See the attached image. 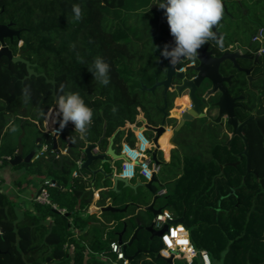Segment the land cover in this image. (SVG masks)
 Instances as JSON below:
<instances>
[{
  "label": "trees",
  "instance_id": "trees-1",
  "mask_svg": "<svg viewBox=\"0 0 264 264\" xmlns=\"http://www.w3.org/2000/svg\"><path fill=\"white\" fill-rule=\"evenodd\" d=\"M246 1L249 7L264 4V0H223L226 11L216 26L223 36V47L236 36L238 44H245L234 30L242 31V25L250 24V19L243 13L244 24L235 28L233 10L242 9ZM151 2L0 0V23L19 32L12 40L5 38L6 44L13 54L21 49V57L37 73L26 76L23 62L8 63L0 55V160L8 162L3 157L15 155L18 136L23 132L22 155L46 145L38 158L26 164V173L56 180V185L48 188L50 203L35 202L36 213L24 211L21 218L14 203L0 191V264H120L108 251L109 242L117 240L122 229L121 238L127 241L137 226L136 218L143 216L140 218L147 221L151 217L135 205H147L150 195L148 199L145 194L136 196L129 186H122L118 193L110 191V204L119 209L126 206L125 210L90 212L92 190L88 179L72 175L81 170L76 161L83 157L84 140L68 124L55 135L53 147L54 134L42 129L44 115L48 129L55 125L52 113L57 107L51 106L57 104L61 85L64 92L79 93L93 110L92 124L84 135L89 142L97 141L105 124V134H113V145L118 151L122 141L132 142L131 130L123 128L124 122L138 124L139 112L147 125H159L163 87L148 91L141 85L149 87L160 77L155 53H160L171 35L164 10L149 7ZM73 5L81 7L80 20L74 19ZM259 8L264 11V7ZM133 17L140 21L132 23ZM158 19L162 20L160 24ZM258 23H262L261 19ZM144 46L150 51L145 64ZM97 57L110 65L107 86L89 71ZM219 70L225 75L232 73L227 85L229 94L243 96L235 100L233 108L238 120L260 116L242 127L247 159L241 153L244 144L240 137L234 136L226 144L230 132L227 124L198 117L182 125L169 161L159 163L167 179L162 208L175 218L183 216L192 244L209 253L211 264H264V78L257 77L248 87L244 74L232 69L229 61H224ZM253 70L263 71L264 59ZM26 87L30 91L27 102L22 91ZM174 97L175 93L167 92V108L172 106ZM169 119L172 123L167 124H176L175 118ZM146 131L152 134L150 129ZM105 143L102 139L99 148L104 149ZM64 147L67 152L61 153ZM137 248L153 252L144 230L138 231L137 239L126 252L132 254ZM143 253L140 251L130 264H184L168 263L156 256L143 259ZM192 264L201 262L197 258Z\"/></svg>",
  "mask_w": 264,
  "mask_h": 264
},
{
  "label": "water",
  "instance_id": "water-1",
  "mask_svg": "<svg viewBox=\"0 0 264 264\" xmlns=\"http://www.w3.org/2000/svg\"><path fill=\"white\" fill-rule=\"evenodd\" d=\"M224 11H226L225 8ZM167 29L170 30L169 27ZM213 31H216L217 35L219 34L218 31L216 30V27L213 29ZM18 33H19L18 30L11 28L8 24L0 23V55H4L7 58L8 63L15 61L23 62L25 64L27 71L26 76L37 75L34 69L29 65V62L21 57L22 50L18 49L17 53L13 54L5 42V38L12 40L13 36H18ZM173 43L174 41L167 42V44H173ZM198 51L199 54L195 58L197 60L196 65L185 66L183 70H177V66L179 65V63L175 66H172L169 64V61L167 59H164L160 55V53L156 52L155 54L157 55L159 69L162 72L161 76L159 78H156L154 83L149 87H146L145 85H141V89H145L148 91H153L157 86L163 87L164 105L160 107V111L162 112L161 121L157 126H150L146 124V128L154 132V136L152 138L154 147L151 151V158L157 163H158V160L156 159V153L158 150L157 139L161 135V133L167 128L166 126L167 124L165 121L167 120L168 116H167V112L165 111V99L168 91L169 92L174 91L177 96L186 94L189 102V106L186 107V109H184L183 111H181L176 124L170 129L171 144H174L173 138L175 137L177 131L181 128L182 125L189 124L193 119L204 116V112L202 111V106L213 107L216 109V116L212 119H207L206 122L213 121L221 125H223L224 123L227 124L230 127V133L226 141V144H228L229 141L234 136L240 137L244 144L241 153L245 154L247 159V144L245 137L242 134V127L248 120L253 119L257 121L260 118V116L250 115L242 121L238 120V118L234 114L233 108L236 104L235 100L241 99L243 98V96L237 95L233 97L229 94L227 90V85L231 82L232 75L231 74L222 75L219 70L220 63H222L223 61H229L233 67H235L238 70H242L246 74L248 83L250 84V81L253 78L249 74L250 68H242L237 62V60L243 56L240 53L241 51L244 52L245 48H241L240 51L237 49H232V45L227 46L224 49H222L221 53L218 56L212 55V50H207L204 46L200 48ZM40 75L43 74L40 73ZM46 81L53 82L51 79H46ZM202 90L203 93L201 95H198V93H200ZM208 97H215V100L208 102L207 101ZM22 135L23 132H21L18 136L17 151L15 155L9 160L11 164H19L21 162L27 164L35 151V149H32L22 157V144H21ZM81 137L84 140L85 144L81 150L83 157L80 163L78 164V167L90 173L91 181H93L95 179V176L98 173H100L103 179L109 178L112 180L113 189L116 188V184L119 181L122 182L123 185L132 188L134 190V193H136L137 186H143L145 189L149 190V192L154 194V191L151 188V183L158 181L156 176H153L150 180L144 183L136 182L135 184H131L127 178H123L114 174L115 168H113L112 166L113 162L115 160H120L121 158H123V155L120 153H116L112 148L113 136H110L108 138V144L104 151L95 150L101 143L102 139H106L105 124H103V131L96 142L87 141L84 135ZM54 145H55V135L53 137V147ZM241 153H238L237 155L241 156ZM95 160L99 161V166L96 168H92L91 164ZM105 164L111 165L112 168L109 171H106L104 169ZM232 164L234 165L236 164V162H233ZM156 198L157 195L154 194L151 203L145 206H140L138 203H135V205L137 206V208H142L146 210L150 214V216L153 217L161 210V208L156 209L153 206ZM125 209L126 206H124L122 209H119L113 207L111 204L99 208L100 211H106V210L115 211V210H125ZM95 210L96 208L91 209V211H95ZM173 222L183 223V216H179L175 218ZM136 223H137L136 228L134 229L132 235L126 242H124L121 238L124 229H122V231L118 233V238H117L118 243H120L122 246L125 256L129 260H132L140 251L142 252L150 251L149 248L143 250L137 248L135 252L132 254H128L126 252L127 247L130 246L132 242L137 239V233L139 230H144L147 233H149V239H152L153 237H160L162 233L167 229V225L169 222H166L160 228H156L154 227V223L152 220L145 221L140 217H137ZM153 252L156 254V257L160 258L159 254L157 253V249L153 250ZM162 259H164L168 263L171 262V258H162ZM119 263L121 264V262Z\"/></svg>",
  "mask_w": 264,
  "mask_h": 264
},
{
  "label": "clouds",
  "instance_id": "clouds-1",
  "mask_svg": "<svg viewBox=\"0 0 264 264\" xmlns=\"http://www.w3.org/2000/svg\"><path fill=\"white\" fill-rule=\"evenodd\" d=\"M157 5L164 10L174 40L173 44H165L160 50V55L170 65L175 66L184 59L195 60L198 50L209 41H214L217 47L223 49V36L213 31L223 18L222 0H159ZM73 13L75 20L82 18L79 5H73ZM89 71L101 84L107 86L110 83L111 68L103 58L97 57ZM22 91L23 99L27 102L30 91L27 87ZM56 100L60 130L71 123L77 134L86 135L92 124L93 110L85 104L79 93L64 92V86L61 85Z\"/></svg>",
  "mask_w": 264,
  "mask_h": 264
},
{
  "label": "built area",
  "instance_id": "built-area-1",
  "mask_svg": "<svg viewBox=\"0 0 264 264\" xmlns=\"http://www.w3.org/2000/svg\"><path fill=\"white\" fill-rule=\"evenodd\" d=\"M168 42H173V37L170 36L167 39ZM251 41L259 44L258 52L264 54V29L258 27V29L252 34ZM21 44V40H18V45ZM193 64L192 60L185 59L180 62L177 66V70H183L185 66ZM141 121L137 124L136 122L125 121L123 128L131 130L132 142L123 141L120 144V148L117 153L123 155L120 159L119 168L115 169L114 174L127 178L128 180L133 179L135 176H140L143 182H147L159 171V163L155 162L151 158V151L154 147L152 142L153 137L147 136L144 131L146 128V121L140 117ZM47 133L58 135L61 133L60 125L53 127L52 129L44 130ZM154 136V135H153ZM158 148V147H157ZM46 149V145L42 144L40 148H36L31 161L38 158ZM98 147L95 149L97 150ZM61 153H66V147L60 149ZM3 159L10 160L9 156H4ZM2 160H0L1 162ZM81 159L76 161V164L80 163ZM78 171L73 172V176H77ZM56 180L50 177H42L39 182V189L33 200L36 203L48 204L50 203L48 197V188L54 187ZM165 193V188H161L158 191V195ZM97 192H94V196ZM53 207H55L53 205ZM175 217L172 213L161 208L160 212L152 217L154 227L160 228L166 222H169L167 229L159 237L160 246L157 249V253L162 258H171L172 262L181 261L184 264H192L195 259H199L201 264H211V258L209 253L205 249H196L192 244L189 236V231L183 223H174ZM180 227L183 232L184 244L179 243L173 231ZM167 237V239H165ZM108 251L115 255V260L121 262V264H130V261L122 249V246L118 241L114 240L109 242ZM103 256L102 254H99Z\"/></svg>",
  "mask_w": 264,
  "mask_h": 264
},
{
  "label": "crops",
  "instance_id": "crops-1",
  "mask_svg": "<svg viewBox=\"0 0 264 264\" xmlns=\"http://www.w3.org/2000/svg\"><path fill=\"white\" fill-rule=\"evenodd\" d=\"M157 3H158V0H152V2L150 3L149 7L154 8V9L158 8ZM161 21H162L161 19H158V24H160ZM165 24H166V22H165ZM236 44H238L237 36L234 37V41L231 44H228V45L231 46V45H236ZM157 61H158V59H157ZM180 96H176L175 95L173 109L174 108L178 109L180 107L182 108L183 106L184 107L188 106V103L186 105H182V104L176 105L175 99L177 97H180ZM51 107H57V104L54 105V106H51ZM173 109H172V111H173ZM176 113H177V111H176ZM141 116H142V113L139 112L138 115L136 116V118L140 119ZM44 118H45V115H44L43 120H42V129H43V131L48 129L45 126ZM176 120H178V119H176ZM69 124L72 125L71 123H69ZM57 125H58V122H57V118H56L55 125L53 127H55ZM72 126L74 127V125H72ZM52 128H49V129H52ZM144 133L147 136H149V137H153V135H154V132L152 130H151L152 134H149L146 130L144 131ZM110 136H113V134L110 135ZM110 136L106 135V139H105L106 143H105L104 149H100L99 146H98L97 150L104 151L106 149V146L108 144V138ZM170 137H171V132H170V135H169V138H168L169 142H170ZM157 141H158V139H157ZM170 145H171V147L169 148L168 156H167V159H166L163 148L160 147L159 144H158V150H157V153H156V159L158 160V163L169 161L171 149L174 148L175 144H171L170 143ZM17 146H18V143H17ZM38 148H40V147H38ZM112 148L114 149V151L116 153L118 152V151H116V149H115L113 144H112ZM33 149H35V148H33ZM16 151H17V148H16ZM16 151H15V153H16ZM158 152H160V157H158V155H157ZM22 153H23V148H22ZM23 156L24 155H22V157ZM28 162H31V159ZM19 164H21V163H19ZM12 165H15V164H11L9 161L8 162H5V161H3V162L1 161L0 162V191H2L5 194H7L8 198L14 203L15 211L17 213L18 218H21L24 211H30L31 213H36V210L34 209V203L35 202H34L33 198L36 195V193L38 192L39 182H40L41 178L42 177H49V176H41V175L26 173V170H25L26 164H24V163L22 164L23 166L17 167V168H14ZM113 165H114V162H113ZM98 166H99V161L98 160L93 161L92 164H91L92 168H96ZM110 168H111V165H108V164L104 165V169L106 171H109ZM78 175L82 176L85 179H88V183H89L88 184V188H90L92 190V201H91V204L89 206L90 207V212H98V213L102 212V211L99 210V208L110 204V201H111V199H110L111 198L110 191L113 190V191L118 193L121 190L122 186H125V185H123L122 182L118 181L117 184H116V188L113 189L112 188V180L109 179V178L103 179L102 175L100 173H98L95 176V179L93 181H91L90 173L88 171L84 170V169H81L80 171H78ZM50 178H52V177H50ZM131 180H129V182L132 183V184H135L134 182H131ZM137 182H143V180L140 179V181L137 180ZM96 183H98L97 186L95 185ZM99 183H102V184H99ZM152 183H151V188L153 189L154 194H156L158 196V191L161 188H163V186L159 190H155V188L152 186ZM95 191L97 192L96 196H94V192ZM147 192L150 195L149 203H151V201L153 200V195L154 194L149 192V190H147ZM92 208H96V210L95 211H91ZM157 208L158 207H156V209ZM139 217L144 218L143 216H139ZM49 221H50V218H47L46 222L48 223ZM124 242H126V241H124ZM70 248H72V245H70Z\"/></svg>",
  "mask_w": 264,
  "mask_h": 264
},
{
  "label": "flooded vegetation",
  "instance_id": "flooded-vegetation-1",
  "mask_svg": "<svg viewBox=\"0 0 264 264\" xmlns=\"http://www.w3.org/2000/svg\"><path fill=\"white\" fill-rule=\"evenodd\" d=\"M261 6H258L255 5V6H250L248 7V9L245 11L247 13V15H252V18L251 19H255L256 17L260 19L261 16H264V11H262L259 7H264V4L260 3ZM225 8V7H224ZM249 18V17H248ZM254 21V20H252ZM263 27V26H261ZM264 29V27H263ZM219 36L221 35L220 31L218 32ZM252 36V35H251ZM229 46V45H227ZM225 46V47H227ZM204 47L207 49V50H212V55H216L218 56L220 53H221V49L219 47H217L215 45V42L214 41H209L208 43H206L204 45ZM223 47V49L225 48ZM241 48H245V51L242 52L241 51ZM232 49H237V50H240L241 51V55H243L241 58H239L237 60L238 64L240 65V67L242 68H250V72L249 74L253 77L252 80L250 81V84L248 83V80H247V77H246V74L242 71V70H238L236 69L235 67L232 66V64L230 63V66L232 67V69H235L236 71H240L244 74L245 78H246V83L248 85V87H250L251 85V82L256 79L257 77L261 76L262 78H264V70L263 71H260L258 73H255L253 68L255 66V64L263 61L264 59V54H260L258 52V47H256L255 45H253L252 41H251V38L250 40L248 41V43L245 42L244 45H240V44H236V45H232ZM193 61V64L191 65H196L197 63V60H192ZM224 62V61H223ZM222 62V63H223ZM220 63V65L222 64ZM219 69H220V66H219ZM222 74V73H221ZM232 75V73H229L227 75ZM222 75H225V74H222ZM171 93H175L174 91H170ZM203 93V90L198 93V95H201ZM176 95V93H175ZM177 96V95H176ZM237 96V95H236ZM235 97V96H233ZM215 100V97H208L207 98V101L208 102H211ZM175 103L176 105L178 104H182V105H186L188 103V106H189V102H188V97L186 94H183L181 95L180 97H177L175 99ZM173 104H174V98L172 99V106L167 108V104H166V99H165V111L167 112V119L169 118H175V119H178L179 117V114L181 113V111H183L184 109H186V107L188 106H183L182 108H174L173 109ZM163 105H164V101H163ZM162 105V106H163ZM161 106V107H162ZM173 109V111H172ZM159 110H160V107H159ZM177 111V113H176ZM202 111L204 112V116L202 117H205L206 118V121L207 119H212L216 116V109L213 108V107H204L202 106ZM162 113V112H161ZM177 122V120H176ZM174 126V125H173ZM172 126V127H173ZM230 133V132H229ZM169 135H170V129L167 127L162 133L161 135L159 136L158 138V144L160 147L163 148L164 150V153H165V158L167 159V156H168V151H169V148H170V142L168 141V138H169ZM176 136V135H175ZM175 137L173 138V143L175 144ZM175 147V146H174ZM149 214V213H148ZM149 217V216H148ZM152 220V217H149V220L150 221ZM148 237H149V233H148Z\"/></svg>",
  "mask_w": 264,
  "mask_h": 264
},
{
  "label": "rangeland",
  "instance_id": "rangeland-1",
  "mask_svg": "<svg viewBox=\"0 0 264 264\" xmlns=\"http://www.w3.org/2000/svg\"><path fill=\"white\" fill-rule=\"evenodd\" d=\"M260 6V5H259ZM249 7V4L247 3V1H246V3L245 2H243V5H242V9H237V8H235L234 10H233V13H234V15H235V21L233 22V24L235 25V28L236 27H238L241 23L242 24H244L243 23V21H244V19L241 17L242 15H243V13L245 14V15H247V13L245 12L246 10H247V8ZM237 10H239V12L237 11ZM247 17H249V19H250V24H248V25H242V31L241 30H234V34H236V33H238V36H242L244 39V42H246V43H248V41L250 40V38H251V35L258 29V27L259 26H263L264 27V16H261L260 17V19H261V22L262 23H258L259 22V17L257 18H255V19H251L252 18V15H247ZM245 18H246V16H245ZM248 19V18H247ZM249 19H248V21H249ZM252 20H254V21H252ZM130 21L132 22V23H137V22H139L140 20L139 19H137V18H135V17H133V18H130ZM258 23V24H257ZM241 26V25H240ZM241 31V32H240ZM253 43V45H255L256 47H258L259 46V44H257L256 42H252ZM148 51H149V47H147L146 48V46H144V49H143V56H142V61H143V64H145L147 61L146 60H148L149 59V54L150 53H148ZM150 52V51H149ZM153 60V59H152ZM151 60V61H152ZM146 61V62H145ZM156 60L154 59V62H155ZM146 65H150V64H146ZM154 68H155V66H154ZM161 76V75H160ZM57 111V110H56ZM56 111H54L52 114H53V116H54V119H56L57 117H56ZM166 124L168 123V122H170V119H167L166 121ZM170 123H172V122H170ZM169 129H171L172 128V125H166ZM171 132V131H170ZM171 147V146H170ZM158 157H160V152H158ZM119 163H120V161L119 160H115L114 161V165H113V168H115V169H118L119 168ZM112 168V167H111ZM110 168V169H111ZM156 177H157V179L160 181V184L158 183V182H153L152 183V186L155 188V189H157V190H159L164 184H165V182H166V177H165V174H164V169H162L161 168V165H160V169H159V171L156 173ZM140 179L142 180V178L140 177V176H135L132 180H131V182H134V183H136L137 182V180L138 181H140ZM97 184L98 183H96L95 185L97 186ZM99 184H102V183H99ZM105 184V183H104ZM132 184V183H131ZM133 190V189H132ZM133 192H134V190H133ZM143 194H145L146 195V197L145 198H149V194L147 193V190L143 187V186H137V188H136V193H135V195L136 196H142ZM164 194H161V195H158V198H157V200H156V202H155V204H154V207H158V208H162V207H165V198H164ZM144 201V200H143ZM177 218V217H176ZM149 241H150V246H152V249L153 250H155V249H157L156 247L158 246V245H160V240H159V237H153L152 239H149ZM155 247V248H154ZM128 251H130V250H128ZM155 256H156V254L155 253H153V252H151V253H143V254H141V257L144 259V258H155ZM158 263H160V261H157ZM176 262H178V261H176Z\"/></svg>",
  "mask_w": 264,
  "mask_h": 264
},
{
  "label": "bare ground",
  "instance_id": "bare-ground-1",
  "mask_svg": "<svg viewBox=\"0 0 264 264\" xmlns=\"http://www.w3.org/2000/svg\"><path fill=\"white\" fill-rule=\"evenodd\" d=\"M173 233H175L174 235L176 236L177 240L179 243L184 244V238H183V232L182 229L180 227H177Z\"/></svg>",
  "mask_w": 264,
  "mask_h": 264
},
{
  "label": "snow or ice",
  "instance_id": "snow-or-ice-1",
  "mask_svg": "<svg viewBox=\"0 0 264 264\" xmlns=\"http://www.w3.org/2000/svg\"><path fill=\"white\" fill-rule=\"evenodd\" d=\"M173 234H175V233H173ZM165 239H167V237H165Z\"/></svg>",
  "mask_w": 264,
  "mask_h": 264
}]
</instances>
